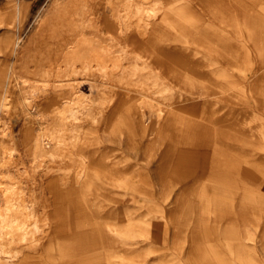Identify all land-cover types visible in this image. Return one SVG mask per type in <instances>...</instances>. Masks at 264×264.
<instances>
[{"label":"bare ground","instance_id":"obj_1","mask_svg":"<svg viewBox=\"0 0 264 264\" xmlns=\"http://www.w3.org/2000/svg\"><path fill=\"white\" fill-rule=\"evenodd\" d=\"M33 3L0 0V264H126L173 188L234 184L249 27L237 0Z\"/></svg>","mask_w":264,"mask_h":264},{"label":"rangeland","instance_id":"obj_2","mask_svg":"<svg viewBox=\"0 0 264 264\" xmlns=\"http://www.w3.org/2000/svg\"><path fill=\"white\" fill-rule=\"evenodd\" d=\"M26 1L35 9L44 2ZM237 17L251 42L237 76L238 113L249 117L238 134L235 182L198 190L201 199L189 192L182 200L173 188L171 204L157 202L155 231L142 230L137 247L126 250V264H264V0H237Z\"/></svg>","mask_w":264,"mask_h":264}]
</instances>
